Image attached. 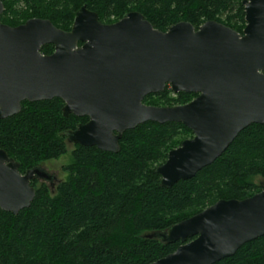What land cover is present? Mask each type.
I'll return each mask as SVG.
<instances>
[{
    "label": "water",
    "instance_id": "water-1",
    "mask_svg": "<svg viewBox=\"0 0 264 264\" xmlns=\"http://www.w3.org/2000/svg\"><path fill=\"white\" fill-rule=\"evenodd\" d=\"M242 3L247 24L241 33L216 20L198 29L181 21L161 31L136 11L103 23L86 6L69 31L43 18L18 26L0 22V119L18 114L24 101L61 98L65 116L89 118L64 133L68 142L113 153L127 130L149 121L182 123L193 137L171 150L157 172L166 188L189 180L221 157L242 130L264 124V0ZM4 8L0 0V16ZM48 44L55 50L43 54ZM167 85L175 94L197 97L177 106L144 103ZM19 168L0 149V209L15 215L34 200V178L53 179L40 166L24 174ZM262 236L264 189L221 199L150 234L163 243L182 242L150 264H215Z\"/></svg>",
    "mask_w": 264,
    "mask_h": 264
},
{
    "label": "trees",
    "instance_id": "trees-1",
    "mask_svg": "<svg viewBox=\"0 0 264 264\" xmlns=\"http://www.w3.org/2000/svg\"><path fill=\"white\" fill-rule=\"evenodd\" d=\"M2 1L0 22L10 26L43 18L69 31L83 6L103 23L140 12L161 31L181 21L198 29L216 20L240 33L246 26L243 0ZM54 50L52 44L41 49L43 54ZM195 97L175 94L167 85L144 103L177 106ZM64 105L61 98L24 101L18 114L0 119V149L20 164L21 173L64 155V133L89 120L65 116ZM191 137L192 130L182 123L149 121L123 134L118 153L76 145L72 163L64 167L69 177L55 196L34 180L30 207L17 215L0 209V264H150L182 242L163 243L142 233L166 231L221 199H244L264 189L253 182L254 177L264 179V124L258 123L242 130L223 155L195 177L163 187L157 167ZM215 264H264V236Z\"/></svg>",
    "mask_w": 264,
    "mask_h": 264
},
{
    "label": "rangeland",
    "instance_id": "rangeland-1",
    "mask_svg": "<svg viewBox=\"0 0 264 264\" xmlns=\"http://www.w3.org/2000/svg\"><path fill=\"white\" fill-rule=\"evenodd\" d=\"M21 24H23V23H21ZM244 29H245V27L243 28V31H244ZM65 137H66V144H67L66 153L64 155H62L61 157L57 158V159L43 161L39 165L51 177L54 176V178H53V180H46V181H42L41 180V181H38V183H37L38 186L37 187L41 186L42 184L47 185L48 188L50 189V194L52 196H55L57 194L56 191H57L58 185L68 179V177H69L68 175L69 174H68L67 171L64 170V167L70 165L72 163V160H73L72 153H73V150H74L76 144L68 142L66 135H65ZM188 139H190V138H188ZM253 182L255 184H257L258 186L264 188V179L263 178L254 177L253 178ZM51 183H53V184L51 185ZM150 234H152L151 231H146V232L142 233L141 235L143 237H145V236H148Z\"/></svg>",
    "mask_w": 264,
    "mask_h": 264
},
{
    "label": "flooded vegetation",
    "instance_id": "flooded-vegetation-1",
    "mask_svg": "<svg viewBox=\"0 0 264 264\" xmlns=\"http://www.w3.org/2000/svg\"><path fill=\"white\" fill-rule=\"evenodd\" d=\"M246 24H247V22H246ZM246 27V26H245ZM88 122V121H87ZM52 178H54V176L52 177ZM34 180H36V181H46V180H44V179H42V178H39V177H36V178H34L32 181H34ZM53 180V179H52ZM53 183H51V185H52Z\"/></svg>",
    "mask_w": 264,
    "mask_h": 264
}]
</instances>
